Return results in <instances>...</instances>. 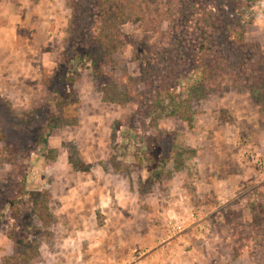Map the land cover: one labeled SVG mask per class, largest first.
Returning <instances> with one entry per match:
<instances>
[{
    "label": "rangeland",
    "instance_id": "374dc122",
    "mask_svg": "<svg viewBox=\"0 0 264 264\" xmlns=\"http://www.w3.org/2000/svg\"><path fill=\"white\" fill-rule=\"evenodd\" d=\"M116 1L130 20L120 26L128 43L107 58L108 93L137 94V99L120 95L117 99L123 104L104 101L90 72L81 70L73 88L77 104L67 113L76 115V123L47 130L44 137L25 133L23 127L34 117L43 120L59 114L42 75L46 71L49 80L54 78L71 17L67 6V26L59 42L43 49L44 58L28 75L24 95L20 93L23 106H15L16 96L1 88L6 76L0 79V264L7 258L21 264L17 258L25 244L15 240L24 233L25 243L33 246L26 256L37 259L32 264H85L86 257L91 264H264V109L258 95L264 91V70L250 82L254 67L264 64V0H234L228 9L236 7L240 15L217 25L210 35L219 46L231 35L230 27L243 34L246 45L258 44V56L233 48L232 60L235 54L244 58L240 67L223 61V72L207 77L202 76L204 69L194 70V51L185 41L192 38L188 31L205 28L201 8L209 0H188L193 11L186 10L184 0ZM175 38L180 47L183 44V59L175 62L177 79L174 69L166 84L174 89L177 113L168 115L172 110L165 101L166 111L156 119L152 106L163 74L158 66L153 72L151 64L172 63L176 55L148 52ZM222 44L219 49L226 47ZM227 55L224 50L222 57ZM147 62L154 75L152 85L139 79ZM203 78L205 83H198ZM92 167L99 168L94 180L122 178L128 183L132 195H120L117 201L132 204L135 228L148 234L141 237L142 244L120 256L111 252L110 261L102 259L108 255L104 250L77 252L74 247L84 243L75 244L78 236L68 234L70 219L55 213L60 196L73 192L72 183L89 179ZM120 183L116 182L122 188ZM41 191L47 203L36 206L30 195ZM161 199L164 206L155 211L154 204ZM92 201L86 222L98 230L106 220L100 212L106 206L96 208ZM34 207L42 211L37 224L28 219ZM64 243L71 245L70 250L60 248Z\"/></svg>",
    "mask_w": 264,
    "mask_h": 264
},
{
    "label": "trees",
    "instance_id": "16d2710c",
    "mask_svg": "<svg viewBox=\"0 0 264 264\" xmlns=\"http://www.w3.org/2000/svg\"><path fill=\"white\" fill-rule=\"evenodd\" d=\"M176 1V0H175ZM251 1V0H250ZM235 3L234 0H209V2L202 6L201 11L203 12V22L202 25H205V28H197L196 31H188V35L190 33L191 40L185 37V33L181 34L182 41H185L184 37L187 38L185 41L186 46L190 47L191 50L194 51V58L191 57L193 60V66L195 69H204L202 76L207 77V75H215L219 72H223L222 70V62L224 61L227 63L231 68H238L240 67L241 61L244 59L241 54H235V61L232 60L233 58L229 56L230 52H234L233 48H241L244 49L246 54H250V51H253L256 56H258V44L246 45L243 41V34L240 32H235L232 28L228 27L231 32V35L227 37L224 41L225 48H223L228 55L223 58L222 52L224 50L219 47H222V42H220L219 46L214 45L213 39H210V35H212L213 31H216L215 28L217 25H223L224 21L228 23L232 22L231 17L234 15H240L237 11L236 7L228 9L229 5ZM182 4L187 5L186 10L193 11V2L189 4L188 0H184ZM66 6L71 11V17L68 24V31H67V38L63 44V49L61 50V56L57 62V68L54 70V78L49 80L48 74L46 71L43 72L42 81L43 84L52 91L55 95V105L57 110L59 111L58 115H53L50 118H45L43 120H38V116L34 117L31 120V124H27L23 127L26 134H39L40 136L44 137L45 131L50 129H55L59 126H68L74 125L77 121L76 115L69 116V108L72 106L74 107L77 104V100H74L73 96V88H74V81L76 75L81 70H88L94 81L95 88L102 91L103 100L106 102H119L123 104L122 99H137L138 95L129 96L128 94L114 93V95H109L108 90L110 89V83H108L109 74L105 71L107 58L111 57L112 52L119 47L127 44V40L125 35L120 30V26L123 25L126 21L130 20L128 17L125 8L122 6L120 1L116 0H66ZM81 10L82 14L79 16L78 11ZM228 9V10H227ZM230 10V11H229ZM80 14V13H79ZM244 15V14H242ZM242 17V16H241ZM185 28V24L183 25ZM157 29V26L156 28ZM187 31V29L183 30V32ZM198 43H197V41ZM162 44L159 46H155L150 48L148 54L158 55L160 52L168 51L171 53L174 52V57L176 55V59H172V63L164 62L162 64L156 65L151 64L152 71L162 67V83L161 86L157 87V99L152 106V113H154L155 118H160L165 113V101H169V107L172 111H167L166 113L169 115L170 113L176 114V101H175V93L174 89H168L167 81L170 80V76L173 75L174 69L176 71L175 77L177 79L178 71L176 70L177 63L180 62V59H183V50L184 47L178 45V41L175 38L174 41H162ZM197 43V45H196ZM207 44V45H206ZM252 48V49H250ZM171 49V50H170ZM64 50V52H63ZM145 48L139 49V52L144 54V57H147L145 53ZM188 51H190L188 49ZM191 52V51H190ZM244 52V51H243ZM138 54V50L133 53V57L136 60L138 59L136 55ZM172 54V53H171ZM193 56V54H192ZM143 60V59H142ZM176 60V61H175ZM175 62H177L175 64ZM199 64L200 66H198ZM144 68L142 74L140 75L139 79L143 82L154 83L153 81V73L148 68L149 64L147 62L143 64ZM176 65V66H175ZM147 68V70L145 69ZM264 70V64H260L259 67H254L252 70V77L255 75H259L261 71ZM165 76H167L165 78ZM183 78V76H182ZM255 78H251L250 82ZM263 79V78H262ZM248 81L247 85L250 83ZM112 83V82H111ZM167 83V84H166ZM198 83H205L204 78L199 79ZM253 87L256 86L255 82ZM263 87V84L261 85ZM161 87V88H160ZM164 87V88H163ZM260 89V86H259ZM260 96V100L263 104L264 109V91L260 89L258 92ZM122 99L117 97H121ZM169 98V99H168ZM70 101V102H69ZM188 99L186 100V102ZM185 103V102H184ZM168 107V108H169ZM156 113V114H155ZM19 118V116H18ZM40 143V140H37ZM69 163H72L69 158ZM177 169L179 170L180 167L177 165ZM74 170L86 172L88 167L77 169L74 167ZM45 194L44 191L35 192L32 195V198H35V203L40 202V204L47 203L43 195ZM42 211L38 210V207H34L31 209L30 214H28V219H31V223L37 224L40 219ZM51 219L49 216L47 218ZM47 224V221H44L43 224ZM36 230V228H34ZM27 238V234L24 233L22 238L15 240V243L18 245L21 241L24 242L25 248L19 252V258H17V263L21 264H32L37 259H33L31 257H27V252L30 250L31 247L29 244H26L24 239ZM22 242V244H23ZM14 243V244H15ZM16 245V247H17ZM16 247H14L16 249ZM38 245L35 244L34 249H37ZM3 264H12L10 258L3 260Z\"/></svg>",
    "mask_w": 264,
    "mask_h": 264
},
{
    "label": "crops",
    "instance_id": "0c3cea01",
    "mask_svg": "<svg viewBox=\"0 0 264 264\" xmlns=\"http://www.w3.org/2000/svg\"><path fill=\"white\" fill-rule=\"evenodd\" d=\"M67 22L66 0H0V79L6 76L1 88L11 92L12 97L16 96L12 98L15 106L25 104L23 95L27 87L25 82L29 79L28 75L44 58L43 49L48 44L60 41ZM20 93L23 94L22 97ZM98 169L92 167L89 179L72 183L73 192L57 198L60 203L55 213L70 219L69 233L67 231L65 233L78 236L75 244L84 243L80 248L75 245L74 249L77 252L81 254L80 250L85 252L104 250L108 255L102 259L110 261L114 253L120 256L119 252L128 251L135 245L142 244L141 237L145 235L148 238V234L144 230L135 228L136 219L131 216V209L132 212L135 210L132 204L117 201L120 195L123 197L132 195V192H128L130 190L128 183L122 178H114L115 182L92 179L95 172H99ZM118 181H121L122 185L119 186L122 188L116 184ZM92 200L95 201L96 208L106 206L105 209L100 210L105 214L106 220L98 230L94 228L95 225L86 222L87 214L93 209L89 207ZM164 203L165 200L161 199L160 202L158 200L153 209L155 211L162 209ZM140 224V228H143V223ZM155 230L159 234L156 228ZM152 232L150 228L149 233ZM93 238L97 241H93ZM70 246L64 243L60 248L65 247L64 249L67 250ZM60 252L62 256L63 251ZM113 258L116 259V256ZM84 262L91 264L93 260L86 257Z\"/></svg>",
    "mask_w": 264,
    "mask_h": 264
}]
</instances>
